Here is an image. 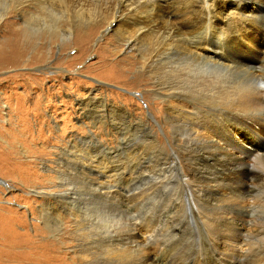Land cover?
I'll use <instances>...</instances> for the list:
<instances>
[{"label": "rangeland", "instance_id": "obj_1", "mask_svg": "<svg viewBox=\"0 0 264 264\" xmlns=\"http://www.w3.org/2000/svg\"><path fill=\"white\" fill-rule=\"evenodd\" d=\"M44 1L37 3L20 0L18 10L12 1L0 2V12L6 11L8 6L6 17L0 21V42L8 41L7 36L3 37L1 28L6 21L16 24L15 29L20 32V41L23 42V46L18 47L21 62L19 66L12 67L9 58L0 62L7 63L6 67H0V264L45 263V253L41 248L46 247L45 243L51 238L44 231L38 211L45 208L44 195L50 182L48 173L45 172L46 167L61 153L68 158H78L80 155L86 157L88 154L103 157L101 148L114 152L119 147V153L128 152L129 156L133 154L135 158L141 154L140 157L144 156L146 149L153 151L156 158L160 157L166 162L175 161L174 170L194 189L199 185V180L193 173L188 157L194 154L196 143L213 142L212 138L205 133L206 129L196 127L194 129H197L198 134L192 129L186 137L184 125L183 128L180 125L182 131H177L174 123L163 119L166 115L163 106L189 111V102L192 101L206 111L210 109L221 116L227 115V112L220 110L221 107L209 104L210 108H206L208 91L193 96L184 94L190 91L191 86L197 90L196 86L200 85L201 79H198L199 82L196 79L201 77V69L213 70L219 64L197 58L195 61L200 66L196 69L189 62L190 58L187 60V55L181 47L172 45L169 49L163 45L161 37L153 35L143 39L139 37V40L134 41L135 44L128 42L129 48L126 47V40H131L134 30L131 22L135 23V19L131 18V12L128 11L127 16L123 10L124 0H63L61 9L57 7V3L52 5V0ZM155 1L161 4L162 1L170 0H130L128 4L136 2L137 8H141H138L140 11L137 12L142 13L149 10L150 6L153 7ZM201 1L204 2L199 4L202 11L200 14L199 11L196 13L198 32L206 28L204 32H210V28L200 18L205 17L207 4L210 3L209 8L211 5L214 7L213 11L218 5L213 4L214 0L209 3L206 0ZM235 1L246 5V0ZM220 2L224 4L223 7H229V0ZM55 5L59 9L54 7ZM231 8L232 5L228 10ZM21 10L37 15L38 18L43 17H40L42 21L37 22L46 29L34 35L25 32L18 14ZM255 20L258 27L264 28V12L256 15ZM231 26L222 29L224 34L221 35L222 44L229 49L230 55L236 51L230 32L233 30ZM210 34L212 33L207 35ZM215 35L220 37L218 33ZM157 42L168 49L158 47ZM30 60L32 64L28 63ZM259 63L262 64V60ZM255 65L256 63L252 66ZM148 70H151L150 74L147 73ZM209 71L206 69V72ZM233 78L236 80L231 82ZM226 79L228 88L230 82L232 85L241 83L236 74H230ZM156 93L167 98L166 104L163 105L160 101L162 97H157ZM259 111L250 110V116L255 118L254 115ZM226 124L233 135L243 143L247 142V130L238 121L227 119ZM255 131L264 136L262 126ZM122 137L127 142L126 145L120 143ZM92 143L101 148L94 147ZM216 155L230 159L235 156V152L225 150L220 145ZM254 168L258 173L256 166ZM168 173H171L170 170H167L166 174ZM75 177L78 181L71 179V183H76L69 187L81 185L79 177L72 178ZM68 179L70 178L65 181L67 184L70 183ZM148 186L149 183L145 180L140 182L137 188ZM182 186L174 193L180 199L179 214L188 217L191 213L189 206L204 215L210 214L217 207V203H211V198H207L208 195L201 196L200 192L187 189L184 193ZM138 190L134 192L137 193ZM173 192L174 187L170 186L172 195ZM226 193L227 190L222 189V194ZM76 207L80 212L84 209V214H95L98 209L89 203L76 204ZM150 215L147 211L132 220L138 222L136 227L134 226V237L138 242L143 241L145 224ZM239 215L242 230H249L252 226L264 228V224H260L264 223V216L244 213ZM100 218L102 219V216L99 214ZM203 232L206 241L196 235L194 238H179L172 233L156 236L154 240L151 239L139 248L137 256H140L145 264H157L160 251H165L167 256L171 255L170 264H178L188 257L193 259L192 264H201L203 257H209V242H217L215 231L203 229ZM63 251L67 252L69 249ZM217 259L218 257L212 254L206 264H218Z\"/></svg>", "mask_w": 264, "mask_h": 264}, {"label": "bare ground", "instance_id": "obj_2", "mask_svg": "<svg viewBox=\"0 0 264 264\" xmlns=\"http://www.w3.org/2000/svg\"><path fill=\"white\" fill-rule=\"evenodd\" d=\"M3 1H12L16 10L20 8L18 4L20 0H0L1 3ZM31 1L39 3L42 0ZM52 1L55 2L52 5L57 3L60 9L64 5L63 0ZM129 1H122L124 2L122 7L127 16L128 11L131 12L130 16L135 19V23L131 22L134 30H132L131 40H126V47L129 46L128 42L134 43L139 37L143 39L153 35L161 37L163 45L167 47L172 45L181 47L187 55V60L190 58L189 62L196 69L200 66L195 61L197 58L219 64L213 70L201 69V77L196 79L197 82L201 79L200 85L196 86L197 90L191 86L190 91L184 94L193 96L199 92L208 91L206 108H210L209 104L221 107L220 110L227 112V115L221 116L210 109L206 111L201 106V108L199 105L196 106L191 100H188L191 101L189 111L168 105L163 106L164 113L166 112L163 119L174 123L177 131H182V125H184L186 137L192 129L198 134L197 129H194L196 127L206 129L205 133L212 138L213 142L196 143L194 154L188 157L193 173L199 180V185L194 189L174 170L175 161L166 162L160 157L156 158L153 151L146 149L144 156L140 157L141 154L134 158L133 154L129 156L128 152L127 154L119 153V147L112 152L92 143L94 147L101 148L103 157L88 154L86 157L80 155L78 158H68L61 153L51 165L46 167L45 172L48 173L50 182L44 195L45 208L38 211L44 231L51 238L48 243H45L46 247L41 248L45 253L44 264H65L66 262L70 264L75 262L78 264H145L144 260L137 256L139 248L144 243L154 240L156 236H164L166 233H172L179 238L184 236L194 238L196 235L206 241L203 229L215 231L217 242L208 241L210 243L209 257L212 254L216 255L218 264H264V228L252 226L249 230H242L239 215L244 213L251 216L255 214L264 216V136L255 131L260 126L264 128V87L261 86L264 85V28L258 27L255 20L256 15L264 12V0H246L245 6L241 2L229 0V7L232 5L230 10H228L229 7H223L221 0L216 2L214 0L213 4L218 5L215 11L212 5L209 8L210 0H206L209 3L205 9L207 12L200 20L206 23L210 32H204L207 28H202L204 31L198 32L196 13L199 11L200 14L202 11L199 4L204 2L201 0H170L162 1L161 4L155 1L156 4H152L153 7L150 6L149 10L142 13H138L140 10L137 9L141 8H137L136 2L128 4ZM7 11L8 6L6 11L0 12V21L6 17ZM18 14L25 32L34 35L46 29L37 22L43 17L38 18L37 15L28 14L23 10ZM204 22L202 24L205 25ZM229 26L233 29L230 32L233 35L232 41L236 50L232 55L222 44L221 38L224 34L222 29ZM15 27V23L8 21L1 26L3 37L7 36L8 41L0 42V62L4 58V60L9 58L12 65L8 63L12 67L21 64L18 47L23 46V42L20 41L21 34ZM208 33L212 34L207 35ZM217 33L220 37L215 35ZM158 42L159 47L162 42L160 41V45ZM163 45L160 47H165ZM167 47L165 48L168 49ZM260 60L262 64L259 63ZM28 63L33 62L30 60ZM254 63L256 65L252 66ZM6 64L1 63L0 67L1 65L6 67ZM206 69L210 71L206 72ZM150 72L148 70L147 73L150 74ZM230 74H236L241 83L232 85L231 82L236 80L233 78L228 88L226 78ZM187 85L190 86V84ZM156 96L162 97L160 101L163 105L166 104L165 96L159 93H156ZM253 109L260 110L254 115L255 118L249 113ZM87 112L90 111L87 110ZM227 119L238 121L247 130L246 143L231 133L226 124ZM187 125L190 127H185ZM120 143L127 144L124 137L121 138ZM220 145L225 150L234 151L235 156L227 159L222 155H216ZM255 166L258 173L255 172ZM167 170L171 173L166 174ZM74 176L79 177L81 185L69 187L78 181L76 177L72 178ZM67 178H70L69 184L65 182ZM71 179L75 181L71 183ZM145 180L149 186L137 188L138 184ZM204 184L206 187H202L205 186ZM170 186L174 187L173 195L170 193ZM179 186L183 187L184 193L187 189V191L200 192L201 196L208 195L207 198H211V203H217V207L210 214L204 215L200 211L192 210L189 202L191 213L188 217L179 214L180 199L174 195ZM222 189L227 190L226 195L222 194ZM136 190H138L137 193L134 192ZM88 203L98 207L95 214L93 212L84 214L82 213L84 209L80 212L76 207V204ZM198 205L201 207L200 203ZM219 210L222 212L217 213ZM147 211L151 215L145 224L143 241L138 242L134 237V226L136 227L138 222L132 220L135 216H142ZM98 212L102 219H99ZM68 217L70 219L67 220ZM183 222L185 223L181 225ZM63 249H69V251L64 252ZM170 257L171 255L167 256L165 251H160L156 262L170 264ZM209 257H203L201 264H206ZM192 261L193 259L188 257L176 263L192 264Z\"/></svg>", "mask_w": 264, "mask_h": 264}, {"label": "snow or ice", "instance_id": "obj_3", "mask_svg": "<svg viewBox=\"0 0 264 264\" xmlns=\"http://www.w3.org/2000/svg\"><path fill=\"white\" fill-rule=\"evenodd\" d=\"M262 87H264V85H261Z\"/></svg>", "mask_w": 264, "mask_h": 264}]
</instances>
